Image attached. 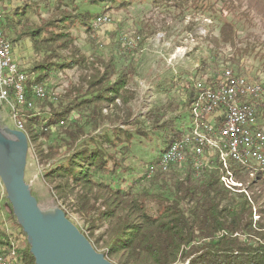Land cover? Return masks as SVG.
Returning a JSON list of instances; mask_svg holds the SVG:
<instances>
[{"label": "trees", "instance_id": "16d2710c", "mask_svg": "<svg viewBox=\"0 0 264 264\" xmlns=\"http://www.w3.org/2000/svg\"><path fill=\"white\" fill-rule=\"evenodd\" d=\"M88 1L100 11L83 10L81 0H56L44 17L39 1L22 0L3 14L5 36L13 47L22 40H28L32 47L34 57L23 69L28 76L26 100L37 98L49 107L47 112L18 105L29 149L43 165L42 177L53 197L71 220L72 214L79 216L81 231L115 264H264V225L254 220L253 203L245 194L231 193L222 186L219 167L198 175L191 161L168 169L160 166L161 156L181 133L175 127L176 117L169 119L168 115L182 105L169 99L144 118L136 116L132 106L136 96L129 86L137 74L134 56L116 42L107 52L92 45L86 54L73 34L76 27L92 33L95 19L136 2L163 8L175 19L205 16L219 31L209 39L217 47L225 44L235 48L232 55L211 49L210 56L197 67L201 81L214 85L223 73L221 67L243 75L244 56L255 55L264 61V49L256 45L243 48L236 43L255 21L264 27V0ZM151 36L136 33L137 48H143ZM118 58L129 63L119 67ZM67 69L79 70L78 83L63 95L50 98L46 82ZM254 80L264 81L259 77ZM197 84L188 81L185 85L186 103L197 96ZM36 86L45 88L44 98L37 96ZM258 117L260 121L261 112ZM145 122L157 130L146 129ZM57 126L55 135L52 128ZM155 131L166 132L164 149L144 173L137 172L140 163L130 162L135 157L134 140L156 135ZM238 164L233 163V168H248ZM239 170L237 177L244 179ZM263 174L257 173L258 182L264 183ZM255 183L252 179L251 184ZM6 202L10 207L7 215L16 230L2 228L0 210V252L16 251L24 264H36L27 235L7 198ZM263 213L264 209H259L260 218Z\"/></svg>", "mask_w": 264, "mask_h": 264}, {"label": "rangeland", "instance_id": "374dc122", "mask_svg": "<svg viewBox=\"0 0 264 264\" xmlns=\"http://www.w3.org/2000/svg\"><path fill=\"white\" fill-rule=\"evenodd\" d=\"M21 1L22 0H3L2 5H0V10L4 14L15 5L20 4ZM36 1L41 3L42 14L44 17H47L56 0ZM46 2H48L47 8L44 6ZM81 6L83 10L90 9L100 11V7L93 6L88 0H81ZM107 16L110 20L104 23H95L96 19L94 20L93 30L90 34L83 27L74 28L73 34L76 37V44L87 54L93 48L92 45H99L100 49L103 48L102 50L107 52L112 43H122V45L125 46L126 52L134 56L137 66V74L132 78L129 84L136 96V99L132 101L135 115H141L142 118H144L151 110L166 103L169 99L179 103L182 105L181 109L176 113H170L168 115L169 119L176 117L175 127L179 129L181 133L173 144L175 142L178 143V140H182L185 135H188V127H190L193 122L192 106L197 97L194 98L192 103H186L188 92L185 85L188 81H192L194 84L201 81L197 73V67L201 65L200 62L203 58L210 56L211 49L216 48L225 55H232L235 48L225 44L217 47L209 37L218 36V28L215 27V24H213L209 18L198 14L188 15L185 20L175 19L173 15L167 14L163 8H157L152 4L136 2L130 8L113 11ZM256 20H258V18ZM255 24L256 25L251 27L250 30H246L240 34V37L236 40L239 47L244 48L247 45H256L258 49H264L263 24L259 23L258 25L256 21ZM140 31L152 33L149 42H147L143 48H137L139 39L134 38L136 33L140 34ZM13 50L21 69H25L30 63L31 58L34 57L30 42L28 40L19 41L14 44ZM117 52L119 56L122 55V51L119 49H117ZM242 62L245 64V74L243 75L250 79L259 77L260 80H264V61H259L255 58V55H252L244 56ZM128 63L129 62L125 60V58H118L119 67H124ZM223 69L224 67H221L219 71ZM79 75L80 72L76 69H67L63 73L53 75L52 78L46 82L47 92L50 98L55 96V94L63 95L72 85L77 84ZM48 101L50 102V100ZM117 102L120 103L119 100ZM32 104V107L35 109L49 111V107L44 104L43 100L34 98ZM260 109V112H264V107ZM105 112L109 113L108 110ZM4 123L11 129H18L16 121L11 116L7 104H0V125L3 126ZM261 125L264 128V119ZM145 126L146 129L157 130L151 127L153 125L148 122H145ZM58 129V126L53 127L52 132L56 135ZM155 132L156 135L151 134L148 138L137 136L134 140L133 153L135 157L131 158L130 162L133 164L140 163L141 166L137 172L144 173L148 169L149 164L156 160L160 156L161 150L164 149L162 140L166 138V132ZM195 141L196 140H193V143L187 145L185 149L196 150L197 142ZM198 143L202 148V157L194 160L192 155H190L187 160V162H192L196 174L199 175L206 169L219 167L221 170L220 183L222 186L230 190L231 193L245 194L253 203L254 220H261L264 225V213L261 218L259 215V209H264V183L258 182L256 178L257 173L261 171H253L248 168H245V170L239 168V170L235 165L233 168V163H236L235 159L230 154L223 151L217 143L211 145L207 138H205L203 142L198 141ZM173 144L171 145L172 147L174 146ZM169 148H167V150H169ZM228 157H230L229 159L231 160V177L222 163L224 158ZM199 163L202 165L198 166ZM183 164L185 163H181L180 165ZM238 170L244 179L237 177L236 171ZM43 173V165L37 162L29 149L26 181L31 184L32 192L41 206L47 208L54 205L57 201L53 197L50 191L51 189L48 188L44 181L42 177ZM223 175L226 176V181L231 184L230 186H235L234 188L226 186L222 179ZM252 179H255L257 183L251 184ZM6 198L5 188L0 180V210L3 213L4 220L2 228L7 232H11L12 230H16V228L15 225H13V220L10 221L7 215V211L10 210V207L6 202ZM72 218L78 227L82 226L83 222L78 215L72 214Z\"/></svg>", "mask_w": 264, "mask_h": 264}, {"label": "built area", "instance_id": "2783aa9c", "mask_svg": "<svg viewBox=\"0 0 264 264\" xmlns=\"http://www.w3.org/2000/svg\"><path fill=\"white\" fill-rule=\"evenodd\" d=\"M2 3L3 0H0V5ZM109 20L107 15H102L99 23ZM2 22L3 13L0 10V104H7L20 130L21 114L12 113V102H17V94L20 90V82H14V75L26 74V72L20 68L16 60L11 41L5 40ZM223 72L233 78L234 89H239L240 93H248V100L237 101V108H230V103H226V95L232 92L223 93L224 83L214 81V85H206L200 81L195 105L199 106V124H204L206 131L210 132L227 130V135L236 141L238 155L243 156L248 164H259V168L264 172V128L258 117L260 108L264 107V81H255L238 74L234 69L224 68ZM35 92L38 97L43 98V92L46 90L42 86H37ZM27 106L31 108L32 102H28ZM196 132L197 129H193L191 137L178 140L171 155L166 156L160 164H170L175 167L180 163H187L190 155L194 160L202 157L198 141H195L197 142L196 150L185 149V140H195ZM201 165V163L198 164V166ZM0 264H12L9 259H4L2 252H0ZM19 264H24L20 257Z\"/></svg>", "mask_w": 264, "mask_h": 264}, {"label": "water", "instance_id": "95a60500", "mask_svg": "<svg viewBox=\"0 0 264 264\" xmlns=\"http://www.w3.org/2000/svg\"><path fill=\"white\" fill-rule=\"evenodd\" d=\"M30 142L25 131L0 125V180L36 264H115L56 202L41 206L26 181Z\"/></svg>", "mask_w": 264, "mask_h": 264}, {"label": "bare ground", "instance_id": "6f19581e", "mask_svg": "<svg viewBox=\"0 0 264 264\" xmlns=\"http://www.w3.org/2000/svg\"><path fill=\"white\" fill-rule=\"evenodd\" d=\"M100 19H101V17H99L96 20V23H99ZM5 40H9V39L5 36ZM226 70H232V69L227 68ZM27 78L28 77L26 74L14 75V82H20V90H18L17 102H12V113H20L19 109H18L19 104H21V105L28 104V102L26 100V94H25L26 93V85L25 84H26ZM218 82L224 83L223 84V93H231L232 92V94L226 95V103H230V108H237V101L248 100V93H240L239 89H234V80H233V78H230V76H228V74H226V72L222 73ZM196 87L198 90V85ZM36 88H37V86L35 87V89ZM45 96H46V92H43V97H45ZM195 105H196V100L193 102V106H192L193 122H192V125L190 127H188V135L187 136L185 135V137H191V133H192L193 129H197V132L195 134V140L196 141L203 142L205 140V138H207L211 145H215L217 143V145L219 147H221V149L223 151H225L227 154H230L235 159L236 163L245 165L253 171H256L255 169L261 170V168H259V164H256V163H249L248 164V163H246V161H244L243 156L238 155V152H236V141H235V139L231 138V136L227 135V130H216L215 132L206 131V126L204 124H199V106H195ZM23 128H24V123L21 120L20 129L23 131ZM192 141L193 140H185V147L187 145L193 143ZM173 145H176V142ZM173 148H174V146L173 147L171 146L169 148V150L166 149V151L161 156L160 162L163 159H165L166 156L171 155ZM200 149L202 150L201 146H200ZM229 158L230 157L224 158L222 163L224 164L225 168L227 169V173L231 177V175H232L231 170H230L231 160ZM160 166L164 169H168L172 165L160 164ZM261 171H263V170H261ZM228 174H227V176H228ZM222 179H223V182H225L227 187H229V188L235 187L234 185L230 186L231 184H229L226 181L225 175L222 176ZM233 180H234V178H233ZM238 188H239V186H238ZM3 256H4V259H9L10 263L19 264V256L16 253V251H12L9 253H7V252L3 253Z\"/></svg>", "mask_w": 264, "mask_h": 264}, {"label": "crops", "instance_id": "0c3cea01", "mask_svg": "<svg viewBox=\"0 0 264 264\" xmlns=\"http://www.w3.org/2000/svg\"><path fill=\"white\" fill-rule=\"evenodd\" d=\"M263 119H264V112L262 111V112H261V118H260V123H261V124L263 123Z\"/></svg>", "mask_w": 264, "mask_h": 264}]
</instances>
